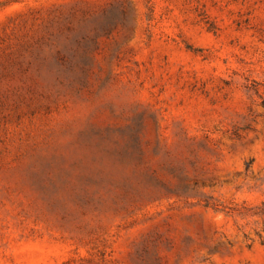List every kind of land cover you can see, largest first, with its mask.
<instances>
[{
	"label": "rangeland",
	"instance_id": "1",
	"mask_svg": "<svg viewBox=\"0 0 264 264\" xmlns=\"http://www.w3.org/2000/svg\"><path fill=\"white\" fill-rule=\"evenodd\" d=\"M0 264H264V0H0Z\"/></svg>",
	"mask_w": 264,
	"mask_h": 264
}]
</instances>
